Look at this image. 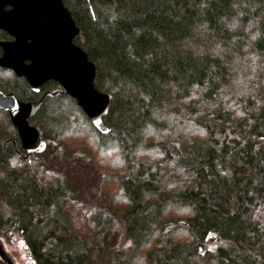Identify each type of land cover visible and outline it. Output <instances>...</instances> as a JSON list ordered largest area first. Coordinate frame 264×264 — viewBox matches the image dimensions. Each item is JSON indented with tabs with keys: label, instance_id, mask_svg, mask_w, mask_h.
Wrapping results in <instances>:
<instances>
[{
	"label": "trees",
	"instance_id": "trees-1",
	"mask_svg": "<svg viewBox=\"0 0 264 264\" xmlns=\"http://www.w3.org/2000/svg\"><path fill=\"white\" fill-rule=\"evenodd\" d=\"M62 2L94 87L111 96L110 133L54 82L35 94L0 68V91L22 102L46 94L29 118L44 140L47 105L66 99L91 127L90 153H116L118 189L103 190L92 161L73 168L78 186L72 168H54L63 178L45 188L12 166L32 155L0 125V229L19 234L34 264H264V0ZM79 193L89 196L74 208L90 215L83 232L64 212Z\"/></svg>",
	"mask_w": 264,
	"mask_h": 264
},
{
	"label": "water",
	"instance_id": "water-1",
	"mask_svg": "<svg viewBox=\"0 0 264 264\" xmlns=\"http://www.w3.org/2000/svg\"><path fill=\"white\" fill-rule=\"evenodd\" d=\"M0 30L10 37L0 42V68L23 78L35 94L48 82L58 84L100 134L110 133L103 117L111 96L94 87L95 65L74 43L80 31L62 0H0ZM45 97L22 102L0 91V110L15 128L25 158L46 150L39 128L29 123ZM4 244L0 239V260L18 264Z\"/></svg>",
	"mask_w": 264,
	"mask_h": 264
},
{
	"label": "rangeland",
	"instance_id": "rangeland-1",
	"mask_svg": "<svg viewBox=\"0 0 264 264\" xmlns=\"http://www.w3.org/2000/svg\"><path fill=\"white\" fill-rule=\"evenodd\" d=\"M4 80L10 79L8 74L3 76ZM57 89H53L54 92ZM57 103L47 105L48 108L44 111L46 117H43V132L46 133L47 149L39 154L37 157H30L28 160H24L20 154H16L10 161L12 166L17 168L24 167L29 174L38 176L41 184L46 187L56 185V180L59 177L63 178V174L55 173L54 168H72L67 173L68 178L73 179L74 184L79 185L80 179H82L81 172L79 170L74 171L73 168H90L88 162L92 161L96 164L99 172L104 176L105 182H102L103 190L111 196L118 189V183L112 176L118 171L116 168L117 157L116 153L112 150L91 154L94 151L95 140L94 135L91 132V127L84 121L81 115H78L75 109L71 107L66 99L61 98ZM60 104V105H59ZM65 115V116H64ZM66 120V124L64 119ZM51 119V121H49ZM52 122V124H50ZM75 123L78 129H72V124ZM0 125H2L9 134L13 135L16 131L13 125L9 122L7 113L0 111ZM59 126V127H58ZM57 128V132H53L51 129ZM71 127L70 129H68ZM64 128L59 133V129ZM56 130V129H55ZM68 130V131H67ZM17 134V133H15ZM50 136V137H49ZM89 151L91 156H88ZM18 156V157H17ZM20 158V159H19ZM106 168H102L100 163ZM40 170V174H38ZM89 171V170H88ZM106 173V174H105ZM57 177V178H56ZM84 189V188H83ZM85 190V189H84ZM87 194L79 193L78 204L70 201L71 204L65 207L64 212L69 215L74 224V229L77 232L84 231L85 222L89 219V214L86 215L82 210L78 209L76 212L75 206H82L87 203ZM2 201L0 199V214L3 211ZM0 238L5 243L6 250L17 260L18 264H34L30 257L28 248L19 234L12 233L9 229H0ZM0 264H4L0 260Z\"/></svg>",
	"mask_w": 264,
	"mask_h": 264
}]
</instances>
